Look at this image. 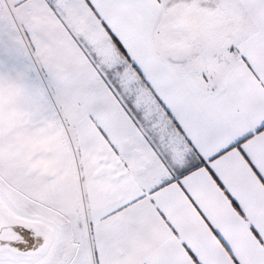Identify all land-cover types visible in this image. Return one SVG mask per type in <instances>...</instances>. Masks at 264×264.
<instances>
[{
  "label": "snow or ice",
  "instance_id": "obj_1",
  "mask_svg": "<svg viewBox=\"0 0 264 264\" xmlns=\"http://www.w3.org/2000/svg\"><path fill=\"white\" fill-rule=\"evenodd\" d=\"M0 264H264V0H0Z\"/></svg>",
  "mask_w": 264,
  "mask_h": 264
}]
</instances>
